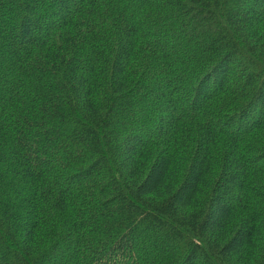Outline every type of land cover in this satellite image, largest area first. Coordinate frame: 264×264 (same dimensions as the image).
<instances>
[{"label": "trees", "instance_id": "1", "mask_svg": "<svg viewBox=\"0 0 264 264\" xmlns=\"http://www.w3.org/2000/svg\"><path fill=\"white\" fill-rule=\"evenodd\" d=\"M0 264H264V0H0Z\"/></svg>", "mask_w": 264, "mask_h": 264}]
</instances>
